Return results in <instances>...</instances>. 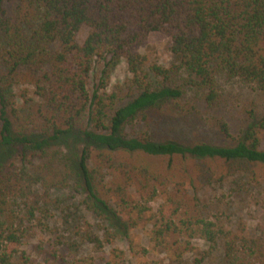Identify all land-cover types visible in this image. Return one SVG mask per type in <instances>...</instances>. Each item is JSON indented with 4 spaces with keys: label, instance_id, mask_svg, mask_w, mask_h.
I'll return each mask as SVG.
<instances>
[{
    "label": "trees",
    "instance_id": "16d2710c",
    "mask_svg": "<svg viewBox=\"0 0 264 264\" xmlns=\"http://www.w3.org/2000/svg\"><path fill=\"white\" fill-rule=\"evenodd\" d=\"M151 34L168 38L189 90L210 108L220 102L221 80L242 81L264 96V0H0V264H68L55 247H38L41 261L15 247L50 189L71 179L124 233L113 206L145 213L161 189L197 196L203 185L252 166L260 171L254 182L263 185L264 118L233 145L187 144L153 131L181 110L187 91L140 53ZM121 61L134 90L126 101L111 86ZM22 85L34 89L36 111L17 100ZM216 127L231 138L224 119ZM177 205L176 213L185 199ZM196 225L211 247L231 235L203 218ZM228 238L223 264H264V244Z\"/></svg>",
    "mask_w": 264,
    "mask_h": 264
},
{
    "label": "rangeland",
    "instance_id": "374dc122",
    "mask_svg": "<svg viewBox=\"0 0 264 264\" xmlns=\"http://www.w3.org/2000/svg\"><path fill=\"white\" fill-rule=\"evenodd\" d=\"M140 53L148 58L149 66L169 71V83L187 91L178 107L181 110L176 114L170 112V117H164L153 129L157 136L187 144L199 140L233 145L249 124L264 118V96L239 80H221L220 102L213 108L207 106L199 93L189 90L187 76L178 69L165 36L149 35ZM131 78L124 61L111 74V86L121 91L125 101L134 94ZM15 93L17 100L30 110L36 111L41 105L31 87L19 86ZM220 119L228 123L231 138L219 133L216 123ZM261 139L260 148L264 150V133ZM34 171L35 189L43 193L40 177ZM254 173L258 175L260 171L252 166L227 182L203 186L201 183L199 196L193 191L161 189L145 213L134 207L113 206L126 226V233L119 232L100 215L71 179L66 187L50 189V200L41 205L22 245L15 248L41 261L38 247H55L64 251L68 264H223V242L228 237L222 235L218 244L211 247L196 220L203 218L216 225L214 230L264 244V183L256 185ZM45 178L49 181L48 176ZM135 198L140 200L136 195ZM180 199H185V206L176 213ZM95 239L103 242L102 247L94 244Z\"/></svg>",
    "mask_w": 264,
    "mask_h": 264
}]
</instances>
